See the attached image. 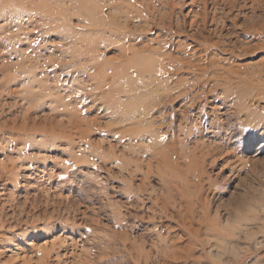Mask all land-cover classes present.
<instances>
[{
    "label": "rangeland",
    "instance_id": "1",
    "mask_svg": "<svg viewBox=\"0 0 264 264\" xmlns=\"http://www.w3.org/2000/svg\"><path fill=\"white\" fill-rule=\"evenodd\" d=\"M0 264H264V0H0Z\"/></svg>",
    "mask_w": 264,
    "mask_h": 264
},
{
    "label": "bare ground",
    "instance_id": "2",
    "mask_svg": "<svg viewBox=\"0 0 264 264\" xmlns=\"http://www.w3.org/2000/svg\"><path fill=\"white\" fill-rule=\"evenodd\" d=\"M148 113H149V111H148ZM163 121V120H162ZM41 139H43L42 137H41ZM133 198V197H132ZM168 209V208H167ZM76 242V241H75ZM66 246V245H65ZM67 248V247H66ZM65 256V255H64Z\"/></svg>",
    "mask_w": 264,
    "mask_h": 264
}]
</instances>
